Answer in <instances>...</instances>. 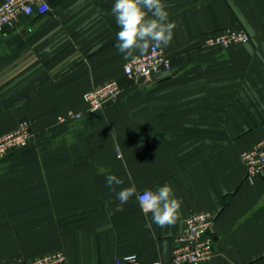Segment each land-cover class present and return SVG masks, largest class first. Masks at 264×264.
<instances>
[{
  "label": "crops",
  "instance_id": "1",
  "mask_svg": "<svg viewBox=\"0 0 264 264\" xmlns=\"http://www.w3.org/2000/svg\"><path fill=\"white\" fill-rule=\"evenodd\" d=\"M46 1L47 15L0 35V138L22 123L33 132L27 149L0 160V264L58 252L67 264L132 254L171 264L197 214L214 219L216 256L204 264H264V174L246 180L241 160L264 139V0H162L176 24L159 48L172 70L146 83L124 74L149 51L118 52L115 0ZM226 30L250 42L205 45ZM111 81L118 102L88 113L86 93ZM68 113L84 117L59 123ZM110 174L124 181L116 191ZM165 183L183 200L174 226L150 224L135 196L109 217L120 189Z\"/></svg>",
  "mask_w": 264,
  "mask_h": 264
},
{
  "label": "built area",
  "instance_id": "2",
  "mask_svg": "<svg viewBox=\"0 0 264 264\" xmlns=\"http://www.w3.org/2000/svg\"><path fill=\"white\" fill-rule=\"evenodd\" d=\"M51 11L46 0H3L0 7V35L8 27L20 23L23 16H45ZM250 42L249 35L243 30H226L206 39L207 47H223L225 49ZM172 70V63L161 49H150L149 52L128 63L124 68L125 76L137 83H146L155 76ZM122 92L120 85L111 81L86 93L84 100L88 104V113H96L118 102ZM83 114L68 113L58 117V122L66 124L79 121ZM33 132L28 123L21 124L15 131L0 138V160H4L15 152L29 147ZM246 170V180L256 182L264 174V139L249 151L241 155ZM214 219L209 214L193 215L186 221L183 235L177 239L171 264H204L216 256L215 242L211 235ZM17 264H67L63 253ZM114 264H141L135 254L118 257ZM160 264V263H156Z\"/></svg>",
  "mask_w": 264,
  "mask_h": 264
},
{
  "label": "clouds",
  "instance_id": "3",
  "mask_svg": "<svg viewBox=\"0 0 264 264\" xmlns=\"http://www.w3.org/2000/svg\"><path fill=\"white\" fill-rule=\"evenodd\" d=\"M162 0H115L111 9L119 31L116 34V49L125 60L143 55L149 49L167 47L171 43L176 24L169 21V13ZM50 52V49H44ZM107 186L116 191L113 185H122L124 181L116 175L106 177ZM135 196L143 213H151V223L157 226L171 227L179 219L183 200L175 196L172 187L165 183L155 190L137 191L135 184L117 192V204L114 212L123 211V205ZM149 224V226H150Z\"/></svg>",
  "mask_w": 264,
  "mask_h": 264
},
{
  "label": "rangeland",
  "instance_id": "4",
  "mask_svg": "<svg viewBox=\"0 0 264 264\" xmlns=\"http://www.w3.org/2000/svg\"><path fill=\"white\" fill-rule=\"evenodd\" d=\"M90 114H91V113H90ZM22 124H23V123H22ZM19 126H20V125H19ZM19 126H18V127H19ZM18 127H17V128H18ZM17 128H16V129H17ZM16 129H15V130H16ZM15 130H14V131H15ZM12 132H13V131H12ZM10 133H11V132H10ZM8 134H9V133H8ZM6 135H7V134H6Z\"/></svg>",
  "mask_w": 264,
  "mask_h": 264
}]
</instances>
